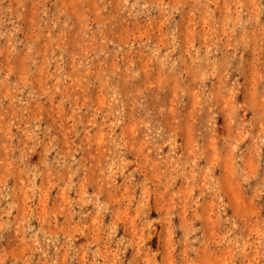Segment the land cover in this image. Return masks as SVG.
Returning a JSON list of instances; mask_svg holds the SVG:
<instances>
[{
	"label": "rangeland",
	"instance_id": "obj_1",
	"mask_svg": "<svg viewBox=\"0 0 264 264\" xmlns=\"http://www.w3.org/2000/svg\"><path fill=\"white\" fill-rule=\"evenodd\" d=\"M0 264H264V0H0Z\"/></svg>",
	"mask_w": 264,
	"mask_h": 264
}]
</instances>
